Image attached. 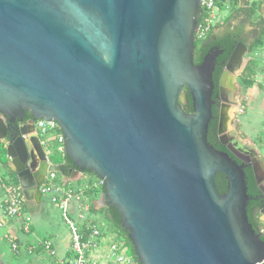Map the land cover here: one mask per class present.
Here are the masks:
<instances>
[{
	"label": "water",
	"instance_id": "1",
	"mask_svg": "<svg viewBox=\"0 0 264 264\" xmlns=\"http://www.w3.org/2000/svg\"><path fill=\"white\" fill-rule=\"evenodd\" d=\"M202 14L200 0H0V142L24 197L40 200L49 172H92L98 209L118 211L138 264H264L245 172L264 217V160L231 135L239 104L224 97L244 45L219 80L217 135L239 163L208 140L218 54L194 62ZM27 114L58 123L71 163L50 164L35 127L18 136Z\"/></svg>",
	"mask_w": 264,
	"mask_h": 264
},
{
	"label": "built area",
	"instance_id": "2",
	"mask_svg": "<svg viewBox=\"0 0 264 264\" xmlns=\"http://www.w3.org/2000/svg\"><path fill=\"white\" fill-rule=\"evenodd\" d=\"M217 0H200L202 10L201 19L196 32L197 39H204L213 27L223 24L217 17L221 9L216 3ZM245 106L239 100L237 115L244 113ZM36 131L39 135L47 134L48 131H59L57 143L59 152L64 156V136L61 133L58 123L55 121L37 120ZM47 159L51 163L47 154ZM1 164V163H0ZM57 172H49L40 185L42 196H48L52 204L57 206L61 212L63 221L70 230L71 246L69 252L71 256L61 261V264H138L136 255L129 253V246L125 241L117 239L115 235L103 234V226H100L93 214V205L88 199L87 192L97 190L103 192L104 181L100 178L96 182H89L85 173L81 174L89 184L78 189L71 181L62 177L57 178ZM0 183L4 190L3 214L8 218L23 217V232L29 234L31 231L32 217L24 213L25 198L22 189L4 182L0 173ZM0 222V226H1ZM107 241L108 244H105ZM40 247L49 256H56L57 252L54 244L49 239L40 242ZM13 250H17V244H12Z\"/></svg>",
	"mask_w": 264,
	"mask_h": 264
},
{
	"label": "rangeland",
	"instance_id": "3",
	"mask_svg": "<svg viewBox=\"0 0 264 264\" xmlns=\"http://www.w3.org/2000/svg\"><path fill=\"white\" fill-rule=\"evenodd\" d=\"M259 1L260 0H242L238 3V8L235 9L231 8V6L227 3V5L224 7V10H221L219 12L217 18L220 21L223 22L226 21V25L229 26H233L240 21H244L246 30L250 31L253 36L251 43L256 41L259 38L260 34L263 32V34H261L260 36L261 39L263 40V46L257 49L254 48L252 51H250V53L247 54L246 59L244 60L243 63V66L245 67L248 61L252 59H254L257 62V66H256L257 73L254 77L256 84L253 87L247 88L243 85V83L240 80L241 74L240 76H238L236 86L239 89V94L237 98L245 106V110L244 113L239 116L234 115L235 109L231 111L233 120L229 125V128L231 131V135L234 138H236L241 143L254 148L260 154L261 158L264 160V31H263L264 27L261 26V20L262 19L264 20V11H262L261 7L259 6L260 3ZM254 4L257 5V10L255 16L249 20L246 18V15L243 12H237L239 11L238 9L242 8L243 6L254 5ZM218 30L219 28H217L215 31ZM203 40H200V42ZM58 134L59 131L55 130V131H48L47 134L41 135V140L44 142V149L48 154L50 161L54 163L62 161V157L60 155V152L58 151L59 150V144L57 143ZM0 146H2V144H0ZM0 149H1V153L3 152L6 154V151L4 150L3 147H0ZM1 159L6 160V162L0 166V173L3 177L4 182L9 185L19 187L17 176H15V173L11 170L9 164L7 165L8 163L7 158L2 157ZM86 175L89 179V182L93 183L96 182L98 179L96 175L93 174H86ZM57 178L62 180L60 174H57ZM89 182L83 177L71 181L72 185L75 187H78L79 185L85 186L86 184H89ZM95 198H96L95 201L98 200L99 195ZM42 200H43V206L47 209L48 213L54 216V219H52V223H51V226L53 227L52 230L54 231H49L45 229L44 231L39 233L40 237L42 238L51 237L50 240L54 241L53 233H55L54 235L56 237L58 236V238L60 239L59 253L64 252L71 246L69 227L67 226L65 221H63L60 210L50 202L49 197L44 196ZM90 203L92 204V201ZM95 219L100 226H103L104 228L107 227L106 225L107 223L103 220V214H99V213L95 214ZM1 220L3 221L7 220V217L4 214L2 217L0 216V222L2 224V226H0V260L4 264H33L32 263L33 261H38V259L31 258L24 251V249L22 251L20 249L21 256H18L14 252V250L12 249L13 239L10 236H8L9 227L8 225L3 226V222ZM261 222L264 223V218L263 221ZM104 243L108 244L107 241H104ZM49 257H45V259H41V261L43 260L42 262H45L44 264H46L48 262V259H50ZM54 257H51V259Z\"/></svg>",
	"mask_w": 264,
	"mask_h": 264
},
{
	"label": "trees",
	"instance_id": "4",
	"mask_svg": "<svg viewBox=\"0 0 264 264\" xmlns=\"http://www.w3.org/2000/svg\"><path fill=\"white\" fill-rule=\"evenodd\" d=\"M241 0H217L216 3L219 6V8L221 10H224V7L227 5V3L231 6V8L235 9L238 8V3ZM260 6V3H259ZM239 11L237 12H243L246 15V18L249 20L252 17L255 16L256 10H257V5H248V6H243L242 8L238 9ZM198 21H200L201 19V15H199L198 17ZM223 23H226L223 22ZM223 25V24H222ZM221 25L217 24L215 27H219ZM261 26L264 27V20H261ZM214 28V27H213ZM264 31V28H263ZM263 34V32L261 33ZM260 34V36H261ZM259 36V38L254 41L251 44V48L250 51H252L254 48H259L261 46H263V40L261 39V37ZM200 40L203 39H197L195 45L199 44ZM233 50V48H231L229 50V52H227V55H229L231 53V51ZM203 61V59L199 56H197L195 58V64H201ZM256 66H257V62L252 59L250 61H248V63L246 64L244 70L241 73L240 76V80L243 83V85L247 88L249 87H253L256 84L255 81V75L257 73L256 70ZM219 75L220 72L217 71L214 73V83L217 87L218 85V79H219ZM214 98V96H213ZM182 99H183V103L182 106L183 108L187 111V112H192V99L189 93L188 89H185L182 95ZM218 111L216 110V108L213 107V119L210 123L209 126V133H208V140L210 142V144H212L216 149L223 151V152H228V150L226 149V147H223L217 139V124H218ZM0 144H2L4 150V144L0 142ZM6 151V150H5ZM62 157V161H69V158L66 155H62L60 154ZM2 157L7 158V155L5 153H1V149H0V161L1 163H5L6 160L1 159ZM8 160V158H7ZM62 161H59L58 163H61ZM71 163V162H70ZM9 164V160L8 163ZM85 174H93L92 172L86 170ZM94 175V174H93ZM16 176V174H15ZM246 182H247V187H248V195L249 197L252 199L254 197L257 196L258 194V188L256 186V183L254 181L253 176L251 175V173L246 172ZM216 185H217V189L219 191V193L223 194L226 191V179L224 177L223 174H218L217 178H216ZM99 192L97 190H91L87 192V195L90 196H95L96 194H98ZM262 208V204L260 203H255V202H249V205L247 207V212H248V217H249V221L250 223H252V225L254 226V228L259 231L261 224L263 222L260 221L259 217L257 214L253 213V211L255 210H260ZM103 214V220L107 223V227L106 228H102L103 229V234L107 235H115V237L117 239H120L122 241H125L127 243V245L129 246V253L132 255H135V251H134V247L132 246L129 238H128V232L126 230L123 229L122 224H121V217L120 214L118 213V211L112 207V206H107L105 208L102 209H93V214ZM262 240L264 241V236H262Z\"/></svg>",
	"mask_w": 264,
	"mask_h": 264
},
{
	"label": "flooded vegetation",
	"instance_id": "5",
	"mask_svg": "<svg viewBox=\"0 0 264 264\" xmlns=\"http://www.w3.org/2000/svg\"><path fill=\"white\" fill-rule=\"evenodd\" d=\"M259 2H260V7H261L262 11H264V0H260ZM244 24H245L244 21H240V22L236 23V25H233V26H229V25H226V23H223V25H221V27L212 28L211 31L208 33V35L205 37V39L203 41L199 42L198 45L197 44L195 45L194 61H195V58L197 56L204 59V57L208 54V52H210V50H214V52H216L218 54V57H217L218 66H216L215 72L218 69V71L220 72V75H219L217 87L215 85V90H214L215 104L213 106L218 111V117H217L218 121H219V112H220L221 103H222L221 98H220V94H219V80L223 75L225 66L229 62L233 51L238 47L239 44L244 45V52L245 53L242 57V63L246 59L247 54L250 53V48H251V44H252L251 40H252L253 36H252V33L250 31L246 30ZM217 28H219V30L215 31ZM231 48H233V50L231 51V53L229 55H227V52H229V50ZM235 87H236V89H226L225 94H224V97L231 101L232 106H236L237 104H239V99L237 98V96L239 94V89L236 85H235ZM181 103H183V99L181 100ZM234 115H237L236 111H235ZM35 123H36V121H33L32 118L30 117V115L27 114L22 123L18 122L14 125V130L18 133V136H20L23 131H28L31 128L35 127ZM217 128H218V124H217ZM217 139L219 142L218 135H217ZM221 145L223 147H226V149L228 150V147L226 145H223V144H221ZM227 153H229L232 158L238 160L229 151ZM238 162L241 163L239 160H238ZM245 172L251 173V175L253 176L254 181H255L253 169L251 166H247L245 168ZM254 198H252L250 203L255 202V203L261 204V201L259 199H254ZM258 212H259V210L253 211V213L257 214L259 218L262 217V214H260ZM263 227H264V223L261 224L259 231H261L263 229ZM262 236H264V233Z\"/></svg>",
	"mask_w": 264,
	"mask_h": 264
},
{
	"label": "crops",
	"instance_id": "6",
	"mask_svg": "<svg viewBox=\"0 0 264 264\" xmlns=\"http://www.w3.org/2000/svg\"><path fill=\"white\" fill-rule=\"evenodd\" d=\"M0 163H1V161H0ZM53 163L54 162L51 161L50 164H53ZM56 163H58V162H56ZM9 164H10V160H9ZM1 165H2V163L0 164V166ZM80 177H82V175H80L78 177V179ZM82 187H84V186L79 185L77 188L80 189ZM101 194L102 193H98L95 196L88 197L89 201L90 202L92 201L93 209L99 208L100 203L98 202V200L100 199ZM98 195H99V198H98V200L95 201V199H96L95 197H97ZM93 197H94V199H93ZM43 198H44V196H42L41 199L38 200L36 193L31 194L27 198H25V205H24L25 216L30 215L32 217L31 231L29 234H25L23 232V217L24 216L20 217V218H8L7 217V220H4V221L1 220L3 222V226L8 225V227H9L8 236H10L13 239V243L17 244V250H14V252L18 256H21L20 249H21V251L24 249V251L31 258L38 259V261H33L32 262L33 264H44L45 262H42L43 260L41 261V259H45V257H49V255L47 253H45L42 250V248L40 247V242L44 239L50 240L51 237L50 238H48V237L42 238V237H40L39 233L44 231L45 229H47L49 231H54V230H52L53 227L51 226L52 219H54V216L52 214L50 215L48 213L47 209L43 206V200H42ZM3 199H4V190H3L2 184L0 183V216L1 217L3 216ZM55 207H57V206H55ZM262 218H264V217L262 216ZM54 234L55 233H53L54 241L53 240H51V241L54 244V247H55L56 252H57V256L52 258V259H51V257H49L51 260L48 259V262L46 264H61V261H64L71 256V254L69 252V248L64 252L59 253L60 239L58 238V236L56 237ZM0 264H4V263L0 260Z\"/></svg>",
	"mask_w": 264,
	"mask_h": 264
}]
</instances>
